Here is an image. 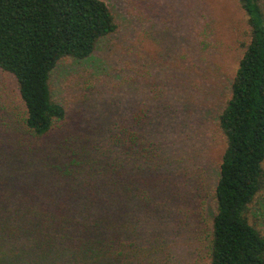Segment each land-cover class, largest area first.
<instances>
[{
  "label": "trees",
  "instance_id": "trees-1",
  "mask_svg": "<svg viewBox=\"0 0 264 264\" xmlns=\"http://www.w3.org/2000/svg\"><path fill=\"white\" fill-rule=\"evenodd\" d=\"M260 1L238 0L246 28L239 39L242 54L217 116L224 148L212 189L204 264H264V227L254 211L256 201L264 198ZM117 27L104 0H0V70L15 79L28 132L43 137L65 118L64 106L51 94L56 65L89 57ZM151 133L150 122L142 123L132 113L97 137L81 134L74 141L76 150L66 145L67 130L59 132L54 144L37 142L27 154L39 156L38 167L32 174L23 168L32 183L2 215V230L40 255L34 264H146L140 255L144 249L136 242L142 236L145 196L126 163L127 155L139 153L136 146L149 143L158 149Z\"/></svg>",
  "mask_w": 264,
  "mask_h": 264
},
{
  "label": "rangeland",
  "instance_id": "rangeland-1",
  "mask_svg": "<svg viewBox=\"0 0 264 264\" xmlns=\"http://www.w3.org/2000/svg\"><path fill=\"white\" fill-rule=\"evenodd\" d=\"M104 1L118 27L89 57L53 69L51 94L65 118L47 135L24 128L15 79L0 70V221L32 183L23 168L32 174L38 167L39 156L27 154L37 142L54 144L67 130L66 145L76 150L81 134L97 137L135 113L150 122L158 147L146 143L127 155L145 196L138 197L140 255L146 264H204L224 148L217 116L242 54L246 15L238 0ZM254 211L264 227V198ZM1 225L0 264H34L40 255Z\"/></svg>",
  "mask_w": 264,
  "mask_h": 264
}]
</instances>
